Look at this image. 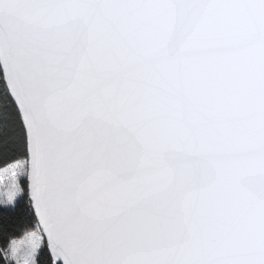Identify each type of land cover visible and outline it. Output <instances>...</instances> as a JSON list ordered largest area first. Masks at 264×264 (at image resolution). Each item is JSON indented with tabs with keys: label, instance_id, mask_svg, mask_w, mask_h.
<instances>
[{
	"label": "snow or ice",
	"instance_id": "1",
	"mask_svg": "<svg viewBox=\"0 0 264 264\" xmlns=\"http://www.w3.org/2000/svg\"><path fill=\"white\" fill-rule=\"evenodd\" d=\"M0 264H264V0H0Z\"/></svg>",
	"mask_w": 264,
	"mask_h": 264
}]
</instances>
